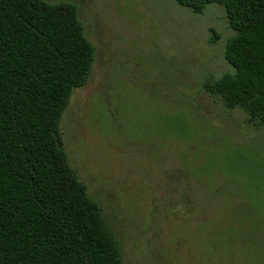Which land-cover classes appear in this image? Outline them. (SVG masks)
<instances>
[{
	"label": "rangeland",
	"instance_id": "obj_1",
	"mask_svg": "<svg viewBox=\"0 0 264 264\" xmlns=\"http://www.w3.org/2000/svg\"><path fill=\"white\" fill-rule=\"evenodd\" d=\"M46 1L73 3L95 46L60 126L123 264H264V122L203 88L234 71L224 7Z\"/></svg>",
	"mask_w": 264,
	"mask_h": 264
},
{
	"label": "trees",
	"instance_id": "obj_2",
	"mask_svg": "<svg viewBox=\"0 0 264 264\" xmlns=\"http://www.w3.org/2000/svg\"><path fill=\"white\" fill-rule=\"evenodd\" d=\"M175 1L194 13L224 7L234 71L203 88L250 123L264 122V0ZM94 57L73 3L0 0V264H123L100 204L68 162L60 126Z\"/></svg>",
	"mask_w": 264,
	"mask_h": 264
}]
</instances>
